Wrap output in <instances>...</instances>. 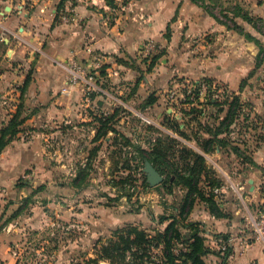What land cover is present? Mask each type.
Listing matches in <instances>:
<instances>
[{
    "label": "crops",
    "instance_id": "0c3cea01",
    "mask_svg": "<svg viewBox=\"0 0 264 264\" xmlns=\"http://www.w3.org/2000/svg\"><path fill=\"white\" fill-rule=\"evenodd\" d=\"M234 6L264 18V0H235ZM70 11L74 13V20L67 16ZM234 19L244 27L245 20L241 16ZM0 40L8 45L10 58V67L6 71L0 70V128L10 120L17 102L27 107L36 103V111L29 116L26 126L47 135L49 129L42 132L40 127L53 123L50 133L55 137L52 171L49 168L52 152L37 140L15 139L0 154V187L3 189L0 191V264H23L15 247L25 245L27 227L47 222L45 213L42 218L37 215L27 218L23 211L14 215L22 202L19 199L26 195L25 187L18 186L17 180L28 170L36 177L39 173L51 177L53 173L58 187L53 205L61 219L73 221L77 217H86L87 222L92 223L97 213H108L112 214L108 223L114 222L117 227L132 219L118 216L119 212L112 210H119L123 204L111 206L113 202H109L100 205L94 182H109L112 177L126 174L127 159L138 162L141 160L140 150L153 149L156 141L153 143L149 135L148 143L140 141L133 158L126 155V142L121 147L125 139L132 138L128 135L131 134V117L140 121L134 133L145 122L137 116L138 112L154 122L148 124L150 134L162 131L158 140L174 138L177 142L175 151L187 146L204 157L205 170L201 173L199 186L205 195H213L226 213V216H216L206 199L197 198L182 220L187 225L184 231L192 227L197 229L193 234L204 236L206 244L216 251L221 249L223 235L234 237L236 241L228 264H264V242L254 241L246 248L240 242L241 238L251 234L247 231L250 228L248 222L256 209L253 210L251 205L257 200L258 203L263 195L264 125L259 126L257 118V122L252 119L256 113L251 110L243 112L244 123L240 118L233 123H240L246 135L251 133L254 136L253 140H249V135L247 139L238 140L231 137L230 132L227 134L232 144L239 147V154L226 151L217 144L206 149L194 140L192 130L198 126L194 121L190 122L189 115H184L183 111L190 107L183 106L188 105L173 103L164 115L160 112L163 103L169 102L167 91L175 82L179 85L184 80L197 82L210 77L226 87H221L219 101H223V93L228 87L239 94V89H243L240 88L242 80L254 67V57L258 53L254 43L241 38L232 27L218 20L207 6L196 0H134L124 10L115 13L107 0H0ZM146 43H152L155 48L152 52L155 55L150 60L161 48L160 57L151 71L129 61L143 54ZM28 64L34 67L31 75ZM89 69L102 72L101 79L93 83L97 86L104 87L103 80H106L110 85L126 90L130 86L129 80H135L136 96L147 90L145 102L154 95H151L153 92L156 101L143 110L131 107L130 100L134 98H128V95L103 94L91 89L89 85L92 84L84 76V71ZM134 69L138 72L145 69L149 76H136L138 72ZM178 78L180 81L177 82ZM64 89L69 93L63 92ZM232 98L224 103L217 122L225 118ZM174 104L181 106L178 109L182 113L174 110ZM128 106L129 111H126ZM173 119L178 120L181 128L187 127L191 137L169 126ZM107 121L105 132L102 125ZM199 135L211 137L202 129ZM175 156L179 158L178 154ZM187 161L193 164V159ZM253 162L260 167L254 166ZM85 167H88L85 175L88 184L80 189L74 183L82 180L84 176L79 173ZM115 169L118 170L114 172ZM220 180L223 185H214ZM151 187L153 189L146 197L158 201L162 195L157 186ZM246 188L247 192L244 191ZM186 192L187 188L182 185L171 194L164 191L162 199L174 201L167 206L173 211L170 216H179ZM34 203L33 210L44 204L39 200ZM77 208L82 209V213ZM138 212V216L142 215V209ZM205 259L208 264H223L221 255L216 253L208 254ZM26 261V264L34 263L29 258Z\"/></svg>",
    "mask_w": 264,
    "mask_h": 264
},
{
    "label": "rangeland",
    "instance_id": "374dc122",
    "mask_svg": "<svg viewBox=\"0 0 264 264\" xmlns=\"http://www.w3.org/2000/svg\"><path fill=\"white\" fill-rule=\"evenodd\" d=\"M199 1H201V4L208 6L207 8L210 11H212L220 20L222 19L221 22L228 23L229 27L236 26V21L235 20L232 21V19L230 18L238 10V8L234 6L235 0H199ZM225 11H229V12H225ZM254 16H258V15H254ZM257 24L264 30V20L258 21ZM233 30L234 32L237 33V35L241 36V38H244L245 40L254 43L258 48V52H259V46L256 44V42L252 39L250 40L247 39L244 36V34L241 33V31L244 33V32H249L251 30L254 34H256V37L260 39V41L262 42V46L264 47V34H261L251 23L244 21V27L240 26L239 28L238 27L233 28ZM160 49L155 53L159 54L161 52ZM7 51H8V45L4 41L0 40V70L6 71L10 67V64L8 63L10 61V58L7 55ZM257 54L254 57V67L250 70V72L246 76L247 77L246 81L244 83L243 82L241 83L243 84L242 85L243 89L242 90L239 89L238 95L240 96V101L243 104L242 112L246 113L249 110L255 112L256 114L252 119L257 122L256 120L257 118L259 120V126H262V124L264 125V60L263 62H260V58H257ZM152 55L155 54L154 53L151 55L149 54V56L138 54L136 58L134 59L132 58L129 61L131 62L133 61V64L136 65V67L138 65L146 69L148 64L151 62L150 57ZM33 69H34L33 65L31 64L27 65V70L29 71L28 72L29 75L33 73ZM145 69L140 70L141 71V72L139 71L140 73L138 72V70L134 69L135 71L138 72L135 75L140 76L142 78L148 77L149 73H146ZM92 72L94 73L96 82H98L97 79L98 80L101 79L99 75H101L102 72L99 71V69L97 70L92 69ZM132 74L134 75V73ZM128 78H130V75H128ZM176 80L178 82L180 81V78ZM129 82H130V86L126 90L123 88L120 89L118 86L110 85L106 80H103V85L104 88L108 90L109 94L111 93L114 95H123V96L128 95V98L129 97L134 98L133 100H130L131 107L144 110L143 105L145 104V100H146L145 96L147 95L146 94L147 90L143 92V94L141 93L136 96L137 94L136 90L138 89L137 87L133 86L135 80L132 81L129 80ZM169 89L177 90L179 95H181L182 92L184 91V88L181 87L180 85H177L176 82L173 83ZM152 94L155 95V92L151 93V95ZM234 95H235V91L231 87H228V91H226L225 95H223L224 97L222 96V99L230 100L231 97H233ZM173 103H175V101H171V100H169L168 103L166 102L163 103L160 109L161 114L164 115L166 113L165 112L166 109L172 106ZM16 104L18 105L16 106V110L11 117H13L15 114H17V112H19L18 117L15 119L16 120L15 128L17 127L19 131H17V134L14 135L13 137L10 134L11 130L8 131L5 137V141L9 140L8 144H10L13 140L15 139L17 140L19 138L27 142L36 141V140L38 142L39 141L43 142L44 144L47 145V148L52 152V156L50 157L51 165L49 166L50 171H52L54 167L55 137L53 136V134L50 133V131L53 130V128H51L50 126L53 123H50V126H44V128L43 126L41 127L39 126L42 132H46V130L49 129L47 135H45L44 133L43 134L37 133L35 131L36 128L26 126V121L28 120L29 116L33 115L36 111L35 109L37 108L36 103H32V105L28 107L22 103L17 102ZM178 104L182 105V103H178ZM185 105L188 106H183L184 108L192 106L189 104H185ZM122 107L123 105L122 106L120 105V108ZM178 107L181 106H176L174 104V110L177 111V113H182L179 112L180 109H178ZM129 108L130 106L125 108V110L129 111ZM211 109L214 110V113H217L215 109L213 108ZM207 110H209V107H207ZM242 115H240L241 117L239 116V118H240V122L244 123L245 119L244 116ZM23 117H26L27 119ZM22 119H24L23 122ZM138 121H139L138 119L131 117V121L129 123V130L131 134L128 135L131 136L132 138H130L128 143H126L127 145L124 144L126 142V139L125 140L123 139L124 142H122L121 147H123V144L125 145V151L127 157L129 156L134 157V153L137 150V146L140 145L139 144L140 141L148 143V139H149L148 135L151 137L153 136V133L151 134L149 133L150 129H148L147 122H143L142 124L143 126L141 127V129L143 131H141L140 129L134 133L133 130L136 127ZM250 122L248 121L247 123ZM7 123L3 125L0 129L5 127ZM241 127L243 126H241L240 123H236L235 125H233V128H236V133L234 135V138L238 140L247 139L249 135V140H253L254 136L252 137L251 133L246 135L244 133V129H241ZM240 131H242L243 133L242 132L240 133ZM117 136L119 137L118 134ZM5 148L2 150V152L5 150ZM126 164L128 169L126 174H122L120 175V177H118L119 175H117L116 178L112 177L110 178L109 182L107 180L94 182V184H96V189L94 190V192L99 197L97 202H99L100 205L113 202V205L111 206H119V204L121 205L123 204L122 208L120 207L119 210L113 208L112 210L115 212L118 211L119 212L117 213L118 216L119 215L121 217L127 216L137 220V221L135 220L136 222L133 221L132 219L128 220L126 221V224L119 227L126 226L127 224H132L135 226H139L142 229H146L149 232H151V230L154 228L164 229L168 223L166 221L160 223V219L162 215H168V216L170 214L172 215L173 213L172 209L167 208V206L168 204H172L174 201L173 200L169 201L167 200V198L162 199L164 198L163 195L164 191L160 189L157 190H159L160 194L162 195V198H158V201L150 200L149 198H147L146 197L147 193L151 191L153 187H151L148 181L147 174L144 169L145 167L143 166V162L141 160L135 162L127 159ZM117 170L118 169H115L114 172ZM25 174H31L30 179H28L27 181L23 180V175ZM40 174L41 173H39V176L37 175L36 177V174L34 175L33 171L28 170L17 180L18 186L25 187L24 194L26 195L22 194L24 196H22V198L20 199L18 198L20 202L21 201L22 202L14 215L17 216L19 212L23 211V214L27 218H31L34 215H37L39 218H42L44 213L47 216V222L45 221L44 223H39L38 225L36 224L34 226L27 227V230L25 231L26 232L25 237L27 238L25 245L20 244L16 246L14 249L17 254V257L20 256V259L22 260L23 264H26L25 263L27 262L26 258H29L30 261H34L33 264H111L110 261L105 259H99V261L96 262L94 261L90 262V260L92 261L93 259L98 258L96 252L98 246L101 245L104 241L113 237V232L117 228H119L117 227L118 225L114 224V222H112V224L108 223V218H112L111 216L112 214L97 213L95 215L94 222L92 223L87 222L86 217L83 218L77 217L76 220L73 221H67L65 219L59 218L55 213V209H54L55 207L53 205L55 201L54 199L55 192L58 189L57 183L55 182V179H53L54 175L52 173L51 177H47V176H41ZM83 178L80 182L74 183L77 188L81 189L87 186L88 181H86V176L84 175ZM71 183L72 182L70 181L69 184ZM66 184H68V182H66ZM109 185L111 186L108 187ZM2 190H3L2 187H0V191ZM261 190L262 192L264 191V183L261 186ZM244 191L247 192L248 189L246 188L244 189ZM83 197L86 198L85 196ZM36 200H39L44 204H40V206L37 207V210H33L35 204L34 202ZM257 201L251 205L253 210L257 208V204H258ZM160 204H162L163 207H159ZM77 209L79 210V213H82V209L80 208ZM141 209H142V215L138 216L139 213L138 211ZM247 231L251 232L250 229H248ZM116 264H120V263L116 262Z\"/></svg>",
    "mask_w": 264,
    "mask_h": 264
},
{
    "label": "trees",
    "instance_id": "16d2710c",
    "mask_svg": "<svg viewBox=\"0 0 264 264\" xmlns=\"http://www.w3.org/2000/svg\"><path fill=\"white\" fill-rule=\"evenodd\" d=\"M107 3L112 6L114 5L113 0H107ZM236 16H241L245 21L251 23L261 34H264V30L257 24L258 21L264 20L263 17L254 16L250 14L249 11H244L240 7L234 13V16L230 17L232 21L235 20L234 18ZM218 20L220 19L218 18ZM224 23L229 26L228 23ZM237 27L239 28L240 26L236 22V26L232 28ZM241 33L244 34L247 39H252L256 42L259 46L257 58H260V62H263L264 47L262 46L260 39L250 32L243 33L241 31ZM159 57L160 54L154 56L146 70L151 71ZM246 79L247 77L244 78L242 82L244 83ZM203 82L211 85L207 92L208 95L206 100L199 101L197 103L198 105L194 103L190 109L183 111L184 115L190 116V122L194 121L195 125L198 126L196 130H192V138L206 149L212 147L213 144H217L220 148H223L226 151H233L240 154L239 147L232 144L227 137L233 123H235L243 113V104L240 101V96L238 94L233 96L232 101L229 102V108L227 109L225 118L217 122L218 115L224 110L223 105L224 103H227L228 99L219 101L218 98L210 96V94L212 95L214 92L212 86L217 82L214 78L204 77L196 82V84L199 86ZM217 84L225 87V85L219 82H217L216 85ZM242 85L243 84H241L240 87L241 89L243 88ZM223 95H225V93ZM155 101L156 97L154 95L150 96L145 102L143 108ZM207 107H209V110H207ZM211 108L215 109L217 113H214V110ZM18 115L19 112L11 117L8 122L9 124L7 123L5 127L0 129V153L9 143V140L5 141L7 132L11 130L10 134L13 137L17 134V131H19L17 127L15 128V119ZM203 118H206V120H202ZM23 120L24 119H22V122ZM190 122H188L187 125L190 126ZM107 123L108 121L102 125V129H104L105 132L108 129ZM169 126L177 130L180 134L186 137H191L186 131L187 127L181 128L177 119L171 120ZM201 129L208 131L211 134V137L202 138L199 135ZM127 139H129V137ZM126 143H128V140H126ZM176 145L177 142L174 138L157 140L153 149L140 150V155L144 167L146 161H150L156 169L164 175L165 178L163 182L156 187L157 189L171 194L179 185L187 188L179 216L162 215L160 223H163L166 220H170V222L164 229L154 228L151 232L132 224L117 228L113 232V237L98 246L96 251L98 258L93 259L92 261L90 260V262L105 259L110 261L111 264H116V262L120 264H208L205 257L210 253H216L221 255L223 264H228L231 248H228L225 251H222L221 249H219V251L212 250L206 244L204 236L199 233L193 234V230L197 229L192 227V229L184 231V228H186L187 225H185L182 220L197 198L206 199L211 211L214 212L216 216H226V213L222 211L213 195H205L203 189L199 186L201 173L205 170L204 157L187 146L178 148L179 152H177L175 151ZM176 154H178L179 158L175 156ZM173 157L176 159L171 160ZM188 158L193 159V164H190V161H187ZM253 164L256 167H260L254 162ZM87 168L88 167H85V169L79 173L81 177L86 175ZM214 185L221 186L223 183L220 180ZM222 238L224 241L228 236L223 235Z\"/></svg>",
    "mask_w": 264,
    "mask_h": 264
},
{
    "label": "built area",
    "instance_id": "2783aa9c",
    "mask_svg": "<svg viewBox=\"0 0 264 264\" xmlns=\"http://www.w3.org/2000/svg\"><path fill=\"white\" fill-rule=\"evenodd\" d=\"M134 0H113L114 5H110L112 11L119 12L125 9V7ZM66 16V14L64 15ZM68 17H70L72 20L75 19L74 13L70 11L67 14ZM154 45L152 43H146L144 47L142 48V53L145 54V56H149V54H153L154 51ZM96 74V73H95ZM74 78H76V74L73 73ZM84 76L88 83L92 84L89 85L91 89H96L98 92H102L103 94H109L108 90L102 86H97L94 73L92 72V69H89L88 71H84ZM198 82V81H197ZM217 82H215L213 87V94L210 96L213 98H217L218 94L220 93V89L222 86L216 85ZM181 87L184 88V91L181 95L178 94L177 90L175 89H169L167 91V98L171 101H175V103H182V104H189L193 105L194 103L197 104L199 101H205L207 97V92L209 91V88L211 85L207 84L206 82L201 83L199 86L196 84V81H190V80H184L179 84ZM63 92L69 93L67 89H64ZM137 116L142 119L143 121L147 122V124H154L151 118L145 116L142 112H138ZM236 133V128H232L230 131L231 137L234 138V135ZM162 134L161 130H157L153 133V136L151 137L152 142L154 143L157 138ZM235 139V138H234ZM31 174H25L23 175V180L30 179ZM216 192L219 191L218 188L215 189ZM251 229V234L249 236H245L240 239L241 244L246 248L250 246L254 241H262L264 242V191L263 195L261 196V199L259 200L257 204V208L255 209L254 213L250 216L249 222H248ZM235 238L234 237H228L226 240L222 241L221 244V250L225 251L228 248H232L233 245H235Z\"/></svg>",
    "mask_w": 264,
    "mask_h": 264
},
{
    "label": "water",
    "instance_id": "95a60500",
    "mask_svg": "<svg viewBox=\"0 0 264 264\" xmlns=\"http://www.w3.org/2000/svg\"><path fill=\"white\" fill-rule=\"evenodd\" d=\"M144 169L151 186H156L163 181L164 177L150 161H146Z\"/></svg>",
    "mask_w": 264,
    "mask_h": 264
}]
</instances>
